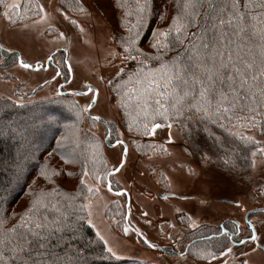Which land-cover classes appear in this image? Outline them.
<instances>
[{"label": "rangeland", "instance_id": "obj_1", "mask_svg": "<svg viewBox=\"0 0 264 264\" xmlns=\"http://www.w3.org/2000/svg\"><path fill=\"white\" fill-rule=\"evenodd\" d=\"M37 1L38 16L13 27L8 25V5H17L19 0H8L0 9V46H3L0 50L15 53L19 60L32 65L26 69L17 60L8 68L0 69V95L11 96L16 91L18 96L35 100L64 92H81L88 87L96 90V102L87 116L98 117L106 123L105 126L96 121V133L102 141L110 137L106 133L108 123L112 122L115 128V135L108 138L107 144L104 141L109 172L119 166L123 146L127 148L124 164L109 181L110 187L111 182L116 187L120 185L123 194L109 191L106 183L88 184L97 193L85 201L87 222L91 221L88 224L100 233L104 244L106 241L123 259L153 264H264V211L252 213L246 220L248 212L264 208V194L256 191L258 186L264 189V155L244 175L225 176L205 158L195 160L185 155L180 149L179 132L160 125L155 130L151 128L152 134L145 136V140L156 142L157 150L164 147L165 151L152 149L147 156H136L129 143L132 135L120 128L115 104L109 100L106 90L108 82L125 69L130 59H125L116 49L106 21L85 3L87 12L73 16L76 23L68 25V13L56 11L57 0ZM76 24L79 33L74 29ZM59 53L65 54L68 61L65 63L68 76L71 67L68 80ZM58 71L61 75H57ZM92 95H78L75 100L83 108L91 103ZM30 125L38 126L31 122ZM18 139L16 135V142L20 144L23 139L20 142ZM118 140L123 144L112 146ZM45 144L44 141L40 146ZM105 208H108V218ZM180 212L189 217V228L201 224L222 226L225 220H232L238 231L226 248L231 251L225 249L223 256L207 261L186 256L180 248L184 226L181 223L177 226L175 221V215ZM253 233L256 240L250 239ZM242 239L244 243L238 244ZM159 247L170 251L156 250Z\"/></svg>", "mask_w": 264, "mask_h": 264}, {"label": "trees", "instance_id": "obj_2", "mask_svg": "<svg viewBox=\"0 0 264 264\" xmlns=\"http://www.w3.org/2000/svg\"><path fill=\"white\" fill-rule=\"evenodd\" d=\"M6 1L8 0L0 3V9L4 7ZM37 2V0H19L16 8L8 9V17H11L8 25L13 27L35 19L39 13ZM57 2L56 11L60 14L68 13V25L69 22L74 25L76 22L73 16L86 13L88 8L85 3L89 4L106 21L118 52L123 53V56L126 55L120 41L128 35V28L136 23L135 0H119V3L117 0H57ZM148 3L146 19L138 28L140 34L136 41L137 48L144 53V56L127 60L125 69L111 79L106 88L109 100L115 104L120 128L125 134L132 135L129 142L131 150L139 157L147 156L152 149L157 150L156 142L145 140V136L148 135L144 129L146 122L148 131L152 123L166 127L170 125L179 132L180 149L185 155L195 160L205 158L210 166L225 176L244 175L252 169V161L256 162L262 157L259 154L253 157L252 152L255 148L264 147V130L246 127L243 122L237 124L235 121L229 122L226 128H221L220 122L202 120L194 111H186L183 115L173 116L168 120L162 117L147 120L139 112L140 101L129 99L137 95L131 91L137 87L135 80L117 87L128 80L129 74L136 73L140 66L139 60H147V68L159 67L161 60L148 59L158 54L157 49L151 46L153 32L168 30L173 16L179 11L178 3L182 6V0H148ZM123 4L128 6L127 16H125V8L120 6ZM122 21L125 23L122 24ZM74 29L79 33L77 24ZM181 50L180 46L173 45L169 50L162 51V60L169 61ZM0 54L3 58L0 61V69H6L17 62L15 53L6 54L1 50ZM133 55L137 54L133 53ZM59 56L68 80L64 63L65 54L59 53ZM126 89L127 95H125ZM16 93L15 91L11 96L0 95V216L5 220V228L12 227L30 206L33 195L41 192L50 193L55 190L56 195L49 199L61 201L65 206L68 200L60 194H67L74 202V207L69 211L75 212L77 210L75 206L84 205L87 198L97 193L96 188H90L92 191L89 192L88 184H107L108 179H104V176L110 170V162L104 153L105 143L96 133L97 122L85 112H81L77 117L76 113L82 108L76 102L75 96L59 93L51 97L31 100ZM30 122L37 123L38 126L31 127ZM106 133L110 135L109 140L115 135L112 122L108 123ZM16 135L17 138L19 137V142L23 139L20 144L16 142ZM243 136H250L253 141L247 142L241 139ZM44 141L45 146H40ZM255 141L260 143L256 144ZM160 151H165L164 147L157 150ZM93 172L101 176L99 181L95 179ZM81 179L84 181L83 184ZM111 185L112 191H121L120 185L116 187L112 182ZM262 187L258 186L256 191L264 194ZM107 209L105 208L104 213L108 218ZM78 214L84 217L80 225L85 239L94 241L88 251L89 264H153L136 259L117 260L110 254L104 253L105 244L96 237V232L88 224L86 211ZM175 221L177 226L180 223L184 226L181 251L186 250L185 255L197 261L212 259V257H202L200 253L212 252L215 257L219 256L233 243L236 237L234 235L238 231L237 225L232 220H225L222 226L201 224L189 228V217L182 212L175 215ZM124 223L126 224L125 220ZM231 234L233 237L229 240Z\"/></svg>", "mask_w": 264, "mask_h": 264}, {"label": "snow or ice", "instance_id": "obj_3", "mask_svg": "<svg viewBox=\"0 0 264 264\" xmlns=\"http://www.w3.org/2000/svg\"><path fill=\"white\" fill-rule=\"evenodd\" d=\"M120 6L125 8V16L129 15L127 4ZM8 7L17 6L10 4ZM148 8V0H135L136 23L128 28V35L120 41L125 59L144 56L136 41L140 34L138 28L146 19ZM178 8L168 30L153 32L151 46L157 49L158 54L148 59L161 60L159 67L147 68V60H139L136 73L129 74L128 80L117 87L135 80L137 87L131 91L137 95L129 99L140 101L139 112L147 120L154 117L168 120L186 111H194L202 120L220 122L221 128L235 121L264 130V0H182V6L178 3ZM40 11L43 12L42 7ZM173 45L180 46L182 50L169 61H163L162 51ZM17 60L23 68L32 67L19 57ZM68 72L70 78L71 67ZM57 75H60L59 71ZM89 91L93 90L89 88ZM96 99V95H92L91 103L80 109L77 117L81 112L86 113ZM157 127L160 125L151 124L152 130ZM144 129L146 134H152L148 131L147 122ZM241 139L253 141L250 136ZM117 144H123V141L118 140ZM124 153H127L126 147ZM258 154L264 155V147L255 148L252 152L253 157ZM123 162L121 158L120 163ZM252 165L255 166V160ZM92 174L96 180L101 179L95 172ZM109 175L111 173H107L104 179ZM55 195V190L34 194L30 206L10 228L4 227L5 220L0 216V264H89L88 251L94 241L85 239L80 225L84 217L78 214L88 205L75 206V212L69 211L74 207L73 198L61 193L68 200L65 206L61 201L49 199ZM124 231L127 233V228ZM96 237L103 240L99 232ZM250 239H257L255 233ZM144 242L148 244L147 240ZM239 242L244 243L243 240ZM149 247L156 245L149 244ZM103 251L114 259H121L106 241ZM200 255L215 259L212 252ZM220 255L223 256L224 252Z\"/></svg>", "mask_w": 264, "mask_h": 264}, {"label": "water", "instance_id": "obj_4", "mask_svg": "<svg viewBox=\"0 0 264 264\" xmlns=\"http://www.w3.org/2000/svg\"><path fill=\"white\" fill-rule=\"evenodd\" d=\"M1 51V50H0ZM50 60V59H49ZM46 66H48V63H46ZM89 88H91L93 91H89ZM90 93H92L93 95H96V90L94 89V88H92V87H88L86 90H84V91H81V92H77V91H73V92H64V93H62V94H69V95H72V96H78V95H86V94H90ZM94 105V103L92 104V106ZM90 109L91 108H89L88 110H87V112L85 113L86 115H89V112H90ZM92 119H93V117H91ZM94 120V119H93ZM95 121H97V122H102L105 126H106V123L105 122H103V120H101L100 118L99 119H95ZM108 136L104 139V141H105V143L107 144V141H108ZM116 145H118L117 144V142H114L113 144H112V146H116ZM124 149H125V146H123V154H122V156H121V158H123V161H125V157H126V154L124 153ZM123 164H124V162H123ZM123 164H119V166L116 168V169H118V170H120V168H121V166L123 165ZM117 171H113V170H111L109 173H111V175H109L108 176V180H107V189L109 190V187H110V182H109V178H110V176H113L115 173H116ZM112 192V191H111ZM116 195H121V194H123V192L122 191H119V192H116L115 193ZM262 211H264V208L263 209H258V210H253V211H250V212H248L247 214H246V220H247V217L250 215V214H252V213H256V212H262ZM125 222L127 223V215H126V217H125ZM223 233V232H222ZM243 241H245L244 239H243ZM238 244H241L240 242L238 243ZM156 250H159V251H165V250H168V249H166V248H161V247H159V248H156ZM168 251H170V250H168ZM185 252H186V250H185Z\"/></svg>", "mask_w": 264, "mask_h": 264}, {"label": "flooded vegetation", "instance_id": "obj_5", "mask_svg": "<svg viewBox=\"0 0 264 264\" xmlns=\"http://www.w3.org/2000/svg\"><path fill=\"white\" fill-rule=\"evenodd\" d=\"M234 236H237L236 234ZM231 237H233V235H231ZM243 240V239H242ZM245 240V239H244Z\"/></svg>", "mask_w": 264, "mask_h": 264}]
</instances>
